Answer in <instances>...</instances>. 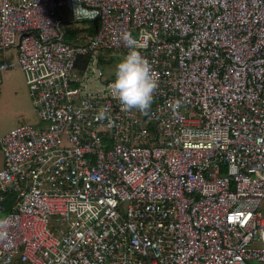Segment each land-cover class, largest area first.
<instances>
[{"label":"built area","instance_id":"obj_1","mask_svg":"<svg viewBox=\"0 0 264 264\" xmlns=\"http://www.w3.org/2000/svg\"><path fill=\"white\" fill-rule=\"evenodd\" d=\"M66 10L96 31L70 40ZM125 33L158 81L143 112L99 68ZM14 64L45 127L0 140V264L264 262V0H0Z\"/></svg>","mask_w":264,"mask_h":264},{"label":"rangeland","instance_id":"obj_2","mask_svg":"<svg viewBox=\"0 0 264 264\" xmlns=\"http://www.w3.org/2000/svg\"><path fill=\"white\" fill-rule=\"evenodd\" d=\"M62 26H80L82 22H71L69 11H62ZM11 58L9 61H15L14 51L10 50ZM100 56V51L97 53ZM119 53L114 50H108L104 56L111 57L110 62L99 64L103 76L114 79V69L117 61L121 59ZM97 77H89L87 80V89L93 90ZM100 85L99 82H97ZM21 124H29L35 128L45 127L35 108V103L30 97L28 85L24 80L23 71L17 66L12 65L0 70V140L1 137L10 129ZM3 164V155L0 149V168ZM261 213H264V203L259 207ZM252 264H264V262L251 261Z\"/></svg>","mask_w":264,"mask_h":264},{"label":"clouds","instance_id":"obj_3","mask_svg":"<svg viewBox=\"0 0 264 264\" xmlns=\"http://www.w3.org/2000/svg\"><path fill=\"white\" fill-rule=\"evenodd\" d=\"M128 51L115 65L111 94L125 109L147 110L153 100L158 81L148 59L138 50L136 39L129 33L123 35ZM176 101L174 106L179 105ZM7 217H0V240L8 238Z\"/></svg>","mask_w":264,"mask_h":264},{"label":"trees","instance_id":"obj_4","mask_svg":"<svg viewBox=\"0 0 264 264\" xmlns=\"http://www.w3.org/2000/svg\"><path fill=\"white\" fill-rule=\"evenodd\" d=\"M81 22L83 23L82 29L86 30V33L83 32L84 34L91 35L92 33L96 31L97 25H98L97 21L84 20ZM70 37L68 38L71 39ZM90 60H91L90 53L85 54V55H78L75 59V69H77V71H83L88 65V63L90 62ZM110 60H111V57H106L103 55L99 57L98 63L99 64L108 63L110 62ZM0 194L2 197L0 201V204L2 206L1 213H5L12 206V204L17 200V197L14 192L9 191V190H0Z\"/></svg>","mask_w":264,"mask_h":264},{"label":"crops","instance_id":"obj_5","mask_svg":"<svg viewBox=\"0 0 264 264\" xmlns=\"http://www.w3.org/2000/svg\"><path fill=\"white\" fill-rule=\"evenodd\" d=\"M66 34H67V37H70L71 39L70 40H74L75 37H76V34L78 33H83L85 32L86 33V30H83L82 29V25L80 26H71V25H68L66 26Z\"/></svg>","mask_w":264,"mask_h":264}]
</instances>
